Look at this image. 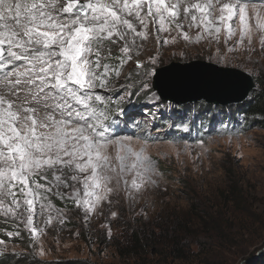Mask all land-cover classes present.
<instances>
[{
  "label": "snow or ice",
  "instance_id": "obj_1",
  "mask_svg": "<svg viewBox=\"0 0 264 264\" xmlns=\"http://www.w3.org/2000/svg\"><path fill=\"white\" fill-rule=\"evenodd\" d=\"M185 28L198 30L196 42L219 43L223 31L225 44L238 31L235 46L223 54L217 48V62L232 67L229 53L239 47L259 64L252 52L254 38L264 49V0H0V223L13 229L0 232L11 239L27 230L33 247L74 210L85 226L105 204L117 218L112 208L122 193L130 210L144 199L136 215L147 217L150 194L168 181L150 151L159 134H125L130 123L139 126L129 112L134 98L144 97L145 127L167 118L170 129L185 132L186 121L194 125L202 115L191 108L168 115L153 91L161 48L177 37L190 41ZM152 36L155 55L136 58ZM129 62L135 67L125 73ZM102 227L111 239L109 224ZM6 247L0 239V255Z\"/></svg>",
  "mask_w": 264,
  "mask_h": 264
},
{
  "label": "rangeland",
  "instance_id": "obj_2",
  "mask_svg": "<svg viewBox=\"0 0 264 264\" xmlns=\"http://www.w3.org/2000/svg\"><path fill=\"white\" fill-rule=\"evenodd\" d=\"M185 31L189 30L185 28ZM197 31L195 28L189 31L190 41L177 37L175 44L164 45L161 48L163 55L157 67L171 61L186 62L194 59H203L224 66L217 62V48L223 54L229 47L235 46L239 32L237 31V35L225 44L223 31L219 43L211 38L196 42ZM171 35H176V32H172ZM162 36L169 34L164 33ZM157 47L155 37H150L144 42V49L136 58L145 60L155 55ZM253 47L255 50L252 52V58L259 60V64L248 62L246 60L248 52L236 47L229 53L234 58L232 67L244 70L254 67L259 69L264 65V49H261L258 39L254 38ZM134 67L135 65L129 62L124 67V72L127 73ZM251 75L264 84V71L252 72ZM153 91L159 96L156 90ZM197 104L196 102L183 104L162 102V106H167L168 115H176L174 109L183 111L185 108H191L193 112L201 111L202 119L212 117L211 113L216 108L217 114L218 111L227 109L229 105L230 108L236 105L210 103L214 108L201 109V105ZM149 108L150 101L144 97L134 98V107L129 115L135 117L139 126L130 123L129 130L125 133L135 132L140 135L143 130L153 136L159 134L157 141L150 142V151L153 158L158 161L159 170L168 181L167 185L161 184V189L166 186L167 191L156 189L150 194L146 218L136 215L145 204V200L140 199L135 210H130L122 193L120 204L112 208V211L119 213L117 218H111L107 210L108 206L105 204L103 215L93 214L90 222L85 226L82 212L74 210L68 218L70 222L60 226L53 221L33 247H29L33 241L29 238L27 230L21 231V237L11 239L2 233L0 239H4L7 246L4 252L12 253V249L15 248L17 253H28L41 260H73L82 264H134L136 260L129 258L128 255L133 249L130 245L131 232L143 228L147 233L153 232L154 236L160 239L158 230L152 226L167 222L172 214H176L181 221L190 220L186 225L187 229L180 232L183 257L170 258L164 238L157 244V253L149 254V249L145 248L139 253L140 258L148 259L151 264H264V128L252 127L246 130L228 131L221 126L203 137H198L200 135H197L196 131L185 136L178 133L182 128L168 127L172 123L171 120H168L167 127L161 126L160 123L155 129L145 127L147 117L141 116V112H147ZM201 139L202 145L198 143ZM229 183L240 186L241 193L251 204L259 221L255 219V222H250L249 217L241 213L229 212L223 216L220 214L222 212L215 213L214 209L218 203L216 196L219 190L225 189ZM57 202L60 203L54 202L57 207H64L60 200ZM197 202L201 203L204 213L203 217L198 218L199 220L205 219L211 227L213 218L219 222L222 219L225 228L216 232V235L209 227L201 229L203 227L201 226L198 229L197 215H190L192 212L188 214L189 207ZM217 209L224 210L220 207ZM177 216L173 215V218ZM42 223L41 221V225ZM106 223L111 227V239L107 235L108 229L102 227ZM3 228L7 231L13 230L6 224ZM21 228L23 229L22 225ZM195 235L198 236L195 237L199 241L197 245L190 242ZM41 246L45 253L43 256L39 254Z\"/></svg>",
  "mask_w": 264,
  "mask_h": 264
},
{
  "label": "trees",
  "instance_id": "obj_3",
  "mask_svg": "<svg viewBox=\"0 0 264 264\" xmlns=\"http://www.w3.org/2000/svg\"><path fill=\"white\" fill-rule=\"evenodd\" d=\"M255 82V87L250 92V96L246 98L244 101L240 103H235L236 105H230L227 109L218 111L216 114V109H212V117L204 118L201 117L195 120V124L193 125L191 122L186 121L188 123V131H184L181 129L178 130V133H182L188 135L192 134L196 131L198 137H203L204 135H208L218 129V127L224 126L225 130H246L252 127H262L264 128V84H261L258 78L253 77ZM259 88V89H258ZM162 100V99H161ZM164 102V100H162ZM196 103L197 105H203V107H213L214 105L199 100ZM198 106V107H199ZM220 109V108H219ZM195 113V110H194ZM216 115V116H215ZM215 116V118L213 117ZM168 119L160 122V125L163 127H167ZM58 199L54 200L57 204ZM216 200L219 204V207L224 209L220 210L217 209L218 203L216 204V208L214 209L215 213H220L222 216L226 215V213L234 212V213H241L245 214L249 217L250 222H255L258 218H256V213L253 212L252 206L248 203L241 193L240 186L236 184L229 183L225 189H220ZM220 200V201H218ZM189 212H192L190 215H197V222L196 225L198 229L203 226L201 229H206L209 227L208 223L203 220H199L198 218L203 217L202 214V205L201 203L197 202L196 204H192L189 209ZM173 215L177 216L176 214H172L169 218V221L163 223H157L152 226L158 230V234H160V239H157L154 236V233H147L144 231L143 228H137L131 232V243L133 249L130 250L128 253L129 258H133L134 264H151L144 258L139 257V253L143 251L145 248L149 249V254L157 253V244L161 243L160 240H164V244L168 247L170 258L178 259L182 258V239L180 238V232L186 230V225L190 221H181L180 218L177 216L173 218ZM189 215V216H190ZM259 221V220H258ZM223 220L221 219L220 222L213 218L212 219V226L209 227L211 232L216 235V232L224 229L225 226L222 224ZM251 224V223H250ZM153 225V224H152ZM252 225V224H251ZM4 224L0 223V229L3 228ZM3 232H0L2 235ZM198 237L197 235L193 236L190 239V242L197 245L199 241L195 238ZM194 239V240H193ZM120 249V248H118ZM135 252V253H134ZM0 264H82L79 261L73 260H61V261H49V260H41L33 255H13L10 252H5L4 255H0ZM153 264V263H152Z\"/></svg>",
  "mask_w": 264,
  "mask_h": 264
},
{
  "label": "water",
  "instance_id": "obj_4",
  "mask_svg": "<svg viewBox=\"0 0 264 264\" xmlns=\"http://www.w3.org/2000/svg\"><path fill=\"white\" fill-rule=\"evenodd\" d=\"M157 69L153 89L162 100L175 104L199 100L216 105L240 103L255 87L253 76L246 71L203 59L171 61Z\"/></svg>",
  "mask_w": 264,
  "mask_h": 264
}]
</instances>
